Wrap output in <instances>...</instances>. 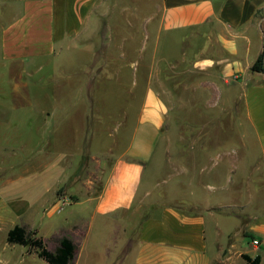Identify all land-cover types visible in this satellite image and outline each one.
<instances>
[{
  "label": "crops",
  "instance_id": "1",
  "mask_svg": "<svg viewBox=\"0 0 264 264\" xmlns=\"http://www.w3.org/2000/svg\"><path fill=\"white\" fill-rule=\"evenodd\" d=\"M103 1L0 0V141L10 138L4 130L9 128L5 115L13 111L15 126L28 130L24 139L30 143L40 138L49 145H64L69 127L72 140L83 146L78 169L54 189L55 196L62 189L72 201L78 199L77 219L59 231L76 244L70 264H250L244 253L259 256L262 264L264 221L250 224V216L242 217L241 225L245 207L241 182L231 188L219 181L210 189L202 177L191 175L189 191L170 200L165 189L152 199L153 186L145 185L144 179L171 108L153 84L162 81L159 72L153 80L155 65H186L190 60L207 70L227 101L242 99L245 116L264 150V70L251 69L264 53V0H156L158 12L145 15L144 36L136 48L142 58L130 62L136 73L141 64L145 66L140 73L146 80L145 95L137 122L122 140L120 152L113 154L109 147L106 159H98L102 173L91 179L83 176L94 126L92 106L85 104L87 97H94L93 89L86 90L85 67L99 66L103 60L96 42L90 41L103 15ZM194 38L197 42L190 45L195 50L187 55L185 45ZM150 50L152 60H145ZM60 51L78 55L67 52L62 64L50 63L64 67L42 81L50 82L51 88L41 95L51 104L22 106L26 98L36 97L33 71ZM226 143L193 139L191 162L207 159L213 147H221L219 153L229 152L222 148ZM67 162L72 164V159ZM224 174L230 177L219 169L212 178L221 180ZM95 180L100 181L98 187ZM57 208L54 205L52 213ZM256 237L259 246L253 243Z\"/></svg>",
  "mask_w": 264,
  "mask_h": 264
},
{
  "label": "rangeland",
  "instance_id": "2",
  "mask_svg": "<svg viewBox=\"0 0 264 264\" xmlns=\"http://www.w3.org/2000/svg\"><path fill=\"white\" fill-rule=\"evenodd\" d=\"M158 7L156 0H104L100 7L103 15L90 41L96 42L103 60L99 66L85 67L86 90H94V97H87L85 104L92 106L89 111H92L94 126L90 131L92 142L87 151L84 177L94 179L102 173L104 166H98V159H106L109 147L113 148V154L120 152L122 140L137 122L145 95L146 80L140 74L145 66L141 64L140 72L136 73V67L130 62L132 58H142L136 48L144 36L145 15L158 12ZM188 42L187 55L195 50L190 43L197 42V38ZM67 52L72 51L50 56L44 61L46 65L33 71L31 87L36 97L26 98L22 106L35 108L51 104L41 95L51 88L50 82L42 81L57 68L63 71L64 67L50 63L62 64ZM146 53L149 56L144 59L152 60L153 51ZM75 55L78 52L70 56ZM109 57L116 60L111 62ZM185 62L186 65L175 63L173 66L171 62L169 66L153 67V80L156 81L158 72L162 80L153 84L169 100L171 108L164 134L145 169L148 182L144 179V183L151 182L153 186L151 198L158 197L162 189L170 191L166 196L170 200L188 192L191 175L202 177L205 187L210 189L219 181L231 188L241 182V201L245 205L241 208V225L242 217L248 216L250 224L263 223L264 150L245 116L242 99L227 101L222 88L212 83L213 75L193 66L190 60ZM13 116V111L6 113L5 124L9 123V128L4 130L10 138L4 143L0 141V264H53L42 257L36 247L10 243L7 233L15 224H23L28 230H35L36 236L43 237L49 249H55L61 238L62 231H59L70 227L78 217V199L68 204L58 203V196L68 193L60 189L55 196L54 189L67 174L78 169L83 146L72 140L73 132L69 127L65 129L68 141L64 145H49L45 140L39 142L40 138L30 143V139H24L28 130L18 129ZM41 123L43 119L39 116L38 124ZM193 139H223L227 143L222 148L229 152L219 153L216 150L221 147H213L207 159L194 164L190 158ZM70 158L72 164L67 162ZM219 169L227 170L230 177L224 174L221 180L212 178ZM99 184L100 181L95 180L96 187ZM54 205L58 208L52 213ZM251 237L250 234L246 238ZM260 256L264 264V247Z\"/></svg>",
  "mask_w": 264,
  "mask_h": 264
},
{
  "label": "trees",
  "instance_id": "3",
  "mask_svg": "<svg viewBox=\"0 0 264 264\" xmlns=\"http://www.w3.org/2000/svg\"><path fill=\"white\" fill-rule=\"evenodd\" d=\"M252 70H264V53L262 52L256 61L251 66ZM36 231H31L23 224H15L8 230L7 240L10 243H20L36 247L39 254L44 257L48 262L53 264H70L74 258L76 251V244L73 239L68 235H63L54 250L49 249L44 239L41 236H36ZM244 258L250 264H258L259 256L252 258L250 255L244 253Z\"/></svg>",
  "mask_w": 264,
  "mask_h": 264
},
{
  "label": "built area",
  "instance_id": "4",
  "mask_svg": "<svg viewBox=\"0 0 264 264\" xmlns=\"http://www.w3.org/2000/svg\"><path fill=\"white\" fill-rule=\"evenodd\" d=\"M57 202L62 204H68L72 202V197L68 194H60L57 198ZM260 242V239L257 237L253 239V243L257 246L260 245Z\"/></svg>",
  "mask_w": 264,
  "mask_h": 264
}]
</instances>
